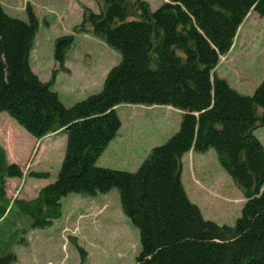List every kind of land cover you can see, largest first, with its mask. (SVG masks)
<instances>
[{
	"label": "trees",
	"instance_id": "trees-1",
	"mask_svg": "<svg viewBox=\"0 0 264 264\" xmlns=\"http://www.w3.org/2000/svg\"><path fill=\"white\" fill-rule=\"evenodd\" d=\"M103 1L105 10L87 8L75 30L88 32L90 25L121 61L105 76L101 92L71 106L53 88L55 73L43 81L31 69L39 27L33 7L27 5L24 21L0 3V114L6 111L37 139L57 131L67 135L55 182L30 200L6 195V179L24 172L0 144V237L10 228L5 244L13 246L19 232L60 219L62 199L71 192L96 196L116 187L124 213L139 228L136 264H264V145L254 133L264 126V79L245 95L215 73L250 11L264 16V0H170L156 10L145 0ZM73 42V35L55 40V60L64 71ZM121 104L171 105L183 112L180 129L153 147L134 172L98 165L120 130ZM212 148L246 197L234 226L206 219L182 182L183 156ZM14 207L27 226L17 227V220L11 227ZM20 242L27 244L24 237ZM3 248L0 264L15 263L13 247Z\"/></svg>",
	"mask_w": 264,
	"mask_h": 264
},
{
	"label": "rangeland",
	"instance_id": "rangeland-1",
	"mask_svg": "<svg viewBox=\"0 0 264 264\" xmlns=\"http://www.w3.org/2000/svg\"><path fill=\"white\" fill-rule=\"evenodd\" d=\"M145 1L156 10L170 0ZM0 3L9 15L24 21L29 19L27 5L33 7L39 27L30 66L42 80L49 81L55 73L57 82L54 80L53 88L61 93L64 105L71 106L101 92L105 76L121 61V54L95 37L90 25L88 32L75 28L84 22L87 8L94 13L105 10L103 0H0ZM134 19L137 18L129 17ZM243 22L233 43L235 48L232 46L227 55L220 57L216 73L240 94L253 95L264 79V16L251 10ZM63 35L74 36L66 53L65 71L54 56L55 40ZM116 112L123 122L118 131L123 138L120 141L117 134L113 146L99 158L98 164L130 172L138 170L153 147L166 143L180 129L183 116L180 109L158 104H121ZM254 133L264 145V126L256 127ZM61 136L37 139L6 111L0 114V144L12 154L9 162L17 163L24 172L20 178L6 179V183L12 179L9 195L6 193L8 198L34 199L41 188L55 182L67 146V135H63V140ZM33 139L41 140L38 146H32ZM119 141L118 150H112ZM184 162L182 182L189 198L206 219L234 226L246 197L218 160L216 150L187 153ZM33 171H46L50 176L37 178L30 175ZM62 205L63 214L52 225L18 233V242L13 245L18 260L12 264H136L141 250L139 228L124 213L120 190L114 187L96 196L71 192L62 199ZM10 221L11 227H16L17 221V227L23 228L29 220L19 216L14 207ZM23 237L27 244L20 242Z\"/></svg>",
	"mask_w": 264,
	"mask_h": 264
},
{
	"label": "crops",
	"instance_id": "crops-1",
	"mask_svg": "<svg viewBox=\"0 0 264 264\" xmlns=\"http://www.w3.org/2000/svg\"><path fill=\"white\" fill-rule=\"evenodd\" d=\"M235 45V44H234ZM233 45V47L235 48V46ZM67 66V65H66ZM68 67V66H67ZM69 68V67H68ZM215 73H216V69H215ZM218 74V73H217ZM219 75V74H218ZM220 76V75H219ZM57 77V76H56ZM221 77V76H220ZM222 78H224L225 79V77H223L222 76ZM43 81H47V80H43ZM56 81V80H55ZM57 82V81H56ZM228 82V81H227ZM57 92H58V90H56ZM59 93V92H58ZM59 95L61 96V93H59ZM122 122V121H121ZM122 125H123V122H122ZM121 125V126H122ZM121 130V129H120ZM62 135L61 136V140H63L64 139V136L63 135H65V132H63V131H57L56 133H52V134H49V135H46V136H44L43 137V139H41V140H43L44 141V139H47V138H49V139H53V138H50V137H56V136H58V135ZM118 134H119V137H121L119 140L121 141V139L123 138L122 136H120V133L118 132ZM118 136V135H117ZM117 136H116V138H117ZM115 138V139H116ZM115 139H113L112 140V142L109 144V146L106 148V150H105V152L108 150V149H110L111 148V146H113L112 144L116 141ZM41 140H37V139H33V142H32V146L34 147V146H38L39 144V142L41 141ZM120 141L115 145V147L112 149V150H118V147L117 146H119V144H120ZM42 143V142H41ZM7 145H9L8 143H6ZM6 148H5V150L7 149V146H5ZM13 152V151H12ZM105 152H104V154H105ZM6 153H7V158H10V159H13L12 158V154L10 153V152H8L7 150H6ZM192 153H196L194 150H193V152ZM192 153H188V154H192ZM187 155V154H186ZM186 155H184L183 156V158H182V162H183V168H184V166H185V162H184V157L186 156ZM195 155V154H194ZM194 155H192V156H194ZM65 156V155H64ZM195 158V157H194ZM193 158V159H194ZM14 160H12V162H13ZM100 160H98V162H99ZM17 164V163H16ZM99 166H100V164H98ZM102 167L104 166V165H101ZM104 167H106V166H104ZM184 170H182V172H183ZM182 175H184L183 173H182ZM182 178H183V176H182ZM9 181L7 182V184H8V187H7V189H6V193H7V195H9V184H11L10 182H12L11 180L12 179H8ZM185 187V186H184ZM185 189H186V187H185ZM205 217V216H204ZM0 223H2V222H0ZM11 231H10V228H3V230H2V234L4 235V237H0V246H1V248H3V246L5 247V248H12V247H14V246H12V244H10L11 246H9V244L7 245V244H5V241L7 242V240H8V237H9V235L11 234L10 233ZM4 249V248H3Z\"/></svg>",
	"mask_w": 264,
	"mask_h": 264
}]
</instances>
